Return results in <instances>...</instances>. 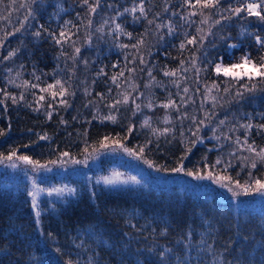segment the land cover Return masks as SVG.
I'll use <instances>...</instances> for the list:
<instances>
[{
  "label": "trees",
  "instance_id": "obj_1",
  "mask_svg": "<svg viewBox=\"0 0 264 264\" xmlns=\"http://www.w3.org/2000/svg\"><path fill=\"white\" fill-rule=\"evenodd\" d=\"M114 2L115 0H101L96 12L90 13L83 0H0V17L8 16L13 20L10 21L13 30L20 29L25 22V37L17 35L14 41H10L8 51L15 52L11 59L18 62L19 55H23V68L34 64L42 72L50 73L55 68L58 56H62L59 55L60 45L52 39L59 27L49 21L50 10L55 4L62 3L65 9H74L64 17L74 21L75 15L80 16L81 21L76 23V27H79L76 37L83 46L88 21L94 17L97 19L100 14H106L107 7L112 10ZM89 4H94V0H89ZM246 4V0H219V4L212 10L204 8L207 22L201 26L200 37L208 40L210 56L213 55L216 61H220L222 57L227 64L235 62L245 54L250 55L254 62L264 57V49L255 43L256 35L264 37V23L244 21L234 14L235 8H243ZM166 5L174 12L184 7L181 0H144L147 19L133 29L136 40L146 41L145 24L148 20L157 21ZM12 7L11 12H8ZM30 11L31 16L28 15ZM217 11L222 13L217 14ZM140 27L142 28L139 29ZM36 30L40 32L38 43L32 40ZM205 31L207 38L204 37ZM240 34L242 39H238ZM229 44H236L238 47L232 48L227 57L225 53ZM154 51L156 54L151 61L158 66L174 69L179 65V57L173 55L170 47ZM62 52L64 55L60 59L66 62L67 69L73 74V68L68 64V48ZM186 54L184 52L180 59ZM90 55L91 51H87L86 57ZM6 56L0 55V129L5 132L4 136H0V153L8 155L15 150L18 156H28L43 164L57 162L63 157L80 162L75 163L72 170L68 168L62 176L58 177L55 173V177L52 175L39 183L47 186L51 183L62 185L65 182L74 190L67 197H42L39 217L31 207L28 193L32 183L28 174L21 168H0V264H31V252L41 257L43 264H78L67 251L76 231L92 226L104 229L115 239L114 242L120 241L128 246L132 242L143 243V234L124 226L118 213L131 209L166 215L170 220L167 230L169 238L187 229L191 222L198 220L200 214L216 224L213 247L221 253L222 264H237V261L239 264H248L253 247L264 240L263 203L235 207L231 202L218 200L213 190L201 189L192 182L177 178L154 179L151 169L160 168L164 174H169L173 168L182 166L185 171L196 173L220 158L233 166L230 176L243 183L248 179L249 171L254 178L264 180V170L260 166L248 170L251 159L245 161L242 159L245 154L225 150L221 146L220 148L207 135L198 133L199 141L193 135L183 145L179 124L174 125L171 133L152 136L141 128L139 122L142 121V111L141 108L136 110L138 102L133 103L134 97L129 98L126 106H115V123L100 122L94 118L93 110L98 100L96 93L106 87L103 83H98L93 94L89 95L78 86V81L75 80L78 76L72 80V91L65 99L67 106L56 109L51 118L43 112L35 111L26 102L14 104L12 99L5 98L8 91L5 89L2 73ZM115 60L112 56L106 58L107 68L112 69L116 64ZM142 86L141 81L140 89ZM256 104L264 106V94L256 100ZM61 120L65 123H61ZM129 128L132 129L131 132ZM44 135L48 139L41 140L40 137ZM105 137H108L105 143L111 145L102 149L100 141ZM253 137L257 147L264 146L261 139L255 135ZM201 140H204L202 144ZM116 141L126 147H144L142 159L137 162L122 157L113 145ZM64 152L69 155L63 156ZM145 160L153 167H149ZM83 162L87 164L79 167ZM242 166L247 168L241 177H237ZM113 173H120L121 180L135 177L138 183H97L99 178L111 177ZM261 249L264 251V247L261 246ZM105 254L110 262L115 261L114 257ZM253 263L264 264V253L257 255Z\"/></svg>",
  "mask_w": 264,
  "mask_h": 264
},
{
  "label": "rangeland",
  "instance_id": "obj_2",
  "mask_svg": "<svg viewBox=\"0 0 264 264\" xmlns=\"http://www.w3.org/2000/svg\"><path fill=\"white\" fill-rule=\"evenodd\" d=\"M246 1L247 3L251 2V0ZM181 2L184 6L182 10L178 8L174 12L166 5L165 9L167 11L164 10L157 21H154L151 25L148 23L145 24L144 38H146V41H143L142 39L136 40L134 38L133 29L140 26L144 18L140 17L139 11L136 13L124 11L126 8L131 9L139 5L141 0H115V6L112 7V10L107 7L105 8L107 11L106 14H100L97 19L94 17L89 20L91 21L90 25L88 21L83 46L80 42L78 43L80 40L76 37L79 29V27H76V23L81 21V19L79 20L80 16L75 15L74 21L68 17H64L66 14L69 15L72 13L74 9L71 7L65 9L62 3L55 4V7L50 10L49 14V21H51L52 25H58L59 27L55 36L59 38V33L62 29L70 36V39L66 43L60 44L59 55L61 54L62 56H58L55 68L50 73L42 72L34 64H30L28 68H23V55H19L18 62H15L11 59L15 56L14 54L10 58L5 59L2 73L5 89L10 96L16 97L17 103L23 104L26 102L34 110L39 108L38 111H35L43 112L48 116V112H51L53 115L56 109L65 106L60 101L62 99L65 100L68 94L64 97L57 95L53 98L50 93H42L40 88H45L49 84H55L56 80H61L68 88L69 93L72 91V80L78 76L75 80L78 81L80 89L92 95L98 83H103L106 88L96 93L98 100L95 102L96 106H94L93 110V116L98 121L101 122L102 118L108 115H114L116 117L113 111L115 107L111 106H116L117 100L121 102L119 103L121 105H128V102L127 104L123 103L124 96L127 95L128 100L134 97L133 100L135 102L137 101V104L140 105L142 121L139 123L141 124L142 130L149 132L152 136L155 137L156 135L153 134L151 128H156L157 130L170 129L169 132L171 133L174 131V125L179 124L181 127L179 133L182 137V144L184 145L199 127L200 130L198 133L200 135H207L209 140L216 142L219 147H223L222 149L235 150L245 154L246 156L244 157H248V160L253 159L255 157L252 154L246 150H242L244 148L245 129L241 125L248 123L254 125L253 128L247 130L248 143L255 145L253 135L264 142V130H259L255 127L256 125L264 124V106L256 104V100L264 94V83H260V77H255L252 83L256 84V90L250 92L242 87L243 84L248 83L246 79L238 83L229 84L226 83V80H230V78L217 76L214 72V64L219 61H216L213 55V57L210 56V49H208L210 43L208 40L200 37L201 26L206 25L203 23L207 22V15L203 12L204 8L199 6L191 8L185 3V0H181ZM195 2L196 0H189V3L195 4ZM256 2H259V0H256ZM86 6L88 7V5ZM12 9L13 7L9 8L8 12H11ZM193 11H196L197 15L190 16L189 13ZM200 12H203L204 15H200ZM173 13H176V15H173ZM218 13L222 12L217 11ZM134 16L139 17V19L134 20ZM181 17H184V19ZM236 17L244 21H259L255 16H248L246 9L239 15H236ZM10 21L13 20L8 16L0 17V55L6 54V57H9L10 52H14L13 50L8 51L10 41H14L17 35L25 37V22L19 31H17L13 30V25L10 26ZM66 21L69 22L67 25L65 23ZM117 24L121 26L123 32L115 30ZM156 24L165 26L157 29ZM169 24L174 29L171 34L168 33L167 25ZM101 27L103 31L98 32L97 28ZM54 29L55 27H53ZM36 31L32 35V40L38 43V37L35 35ZM129 33L131 35H128ZM207 36L208 34L205 31L204 37L207 38ZM193 38L196 39V43L188 44L187 40ZM238 39H242V34L239 35ZM73 41L75 42L74 45ZM181 43L185 45L183 49L180 47ZM121 45H128V47H121ZM142 46L143 49L141 48ZM166 46L170 47L172 52H174L173 55H178L179 57V65L174 69L158 66L156 62L151 61L152 57L156 54L154 50L158 48L162 49ZM75 47H79L84 53L80 51L78 55L75 54ZM66 48L69 50L68 64L73 68V74L67 69L66 62L62 58L60 59L64 55L62 51ZM231 50L232 48L227 46L225 53L227 57L231 53ZM87 51H91L90 57H86ZM184 52H187V54L185 56L183 55V59H180ZM74 55L76 59H70ZM111 56L116 59V64H114L115 67L113 65L112 69H109L106 66V58ZM141 60L144 63H141ZM181 61L184 62L183 66H181ZM209 61L212 63L210 64ZM101 69H103V74L100 72ZM197 69H202L199 71V74H197ZM149 70L151 71V77L148 74ZM121 71L124 73L123 76L119 75ZM165 71H175L176 75L165 76ZM113 76L117 77L115 83L112 80ZM36 77H39V80ZM25 81L29 85L37 84L39 87L25 88L23 87ZM141 81L143 82V86L140 89L139 82ZM213 83L217 85V88H212ZM177 84L179 87H177ZM16 85L21 86L17 87ZM146 85L148 87H145ZM185 87L189 89L186 94L183 92ZM226 87L228 88L227 92L224 90ZM209 88L211 92L206 91ZM53 90L59 91L58 88ZM237 91L242 93V95L237 96ZM21 93H23V99L20 98ZM41 95L45 96V100L38 103V97ZM181 96L185 97L183 103H181ZM213 97L215 99H212ZM169 98L179 106V112L176 109H168L167 114L170 122L165 124L163 118L166 110L160 107V105L167 103ZM149 102L152 103L151 109L147 107ZM49 103L52 104L51 108L48 107ZM181 116L186 118L181 119ZM145 118L150 119L151 128L142 126ZM200 121H204V124L201 125L199 123ZM221 121H224V123L221 124ZM103 123L113 122L104 119ZM237 137L241 141L239 146L236 144ZM201 141L200 144L204 142V140ZM117 143L120 144V142L116 141L113 145L122 157L130 158L137 162L142 159L144 152L140 153L139 151L142 146L135 145L134 147H127L136 153V155H130L124 152L122 147H116ZM227 143H231L232 145L229 146ZM107 145L111 144L107 143ZM123 147L126 146L123 145ZM259 148L261 147H257V150ZM219 160H221L220 164H216V161L212 164L216 165L215 169L211 165L205 167L203 171L196 173L206 176L209 174L212 176H230L233 166L228 167V163L223 162L220 158ZM12 162L16 163V168H21L24 170V173L28 174L29 180L32 183V192H36L37 189L45 190L44 192L37 193L36 209L33 208L32 197H30L31 207L35 214L36 211H39L42 197H49L47 194L48 190L53 188H69L65 182L62 185L51 183L47 186L39 185V183H43L45 179L52 177V175L55 177V173L60 177L68 168L72 170L73 165L76 166L77 164L72 159L63 157L55 163H38L46 167L34 169L32 165L21 163L13 158V161L0 163V168L8 167L7 165ZM86 164V162H83V164L78 166L83 167ZM259 166L264 170V163H257V167ZM248 167V170H253L250 168V164ZM246 168V166H242L237 172L239 173L237 177H241ZM151 174L154 179H183L200 186L201 189L213 190L218 200L231 202L235 207L253 204L255 202L264 204V196L262 195L255 192L251 195H244L240 189H236L241 194L234 197L226 188H221L218 184L213 183L212 179H194L191 176L184 175L183 172L164 174L161 170L157 171L156 167L151 169ZM247 178H249V175H247ZM51 196L67 197L68 193L63 195L53 193ZM118 213L124 226L143 234L144 242H132L128 246L120 241L114 242L115 239L112 236L97 226L79 229L76 231L67 251L74 257L75 262L78 264H180L182 261L183 264H214V261L219 258L223 263L221 253L217 252L213 247L216 224L200 214L198 215V220L191 222L187 229L169 238L167 236V230L170 225V220L166 215L146 213L133 209L118 211ZM201 241H204V243H201ZM208 245H212L211 251L208 250ZM165 249L169 251L166 253L165 258L162 259L160 253L165 251ZM105 253L114 257L115 261L113 263L110 262V259ZM262 253L264 251L261 249L260 243L257 242L253 247L251 256L248 257V264H254L253 262H255L256 256ZM30 254L29 262L31 264H43L41 257L37 256L34 252Z\"/></svg>",
  "mask_w": 264,
  "mask_h": 264
},
{
  "label": "snow or ice",
  "instance_id": "obj_3",
  "mask_svg": "<svg viewBox=\"0 0 264 264\" xmlns=\"http://www.w3.org/2000/svg\"><path fill=\"white\" fill-rule=\"evenodd\" d=\"M100 2H101V0H94V4H89V0H83V3L85 5H88V10H89L90 13H95L96 12L97 8L100 6ZM185 3H187L188 6L191 7V8H196L197 6H199L201 8H214L216 5L219 4V0H196L195 4L189 3V0H185ZM21 6H23V5H21ZM245 9L247 11V15L248 16H250V17L255 16V17H257V19L261 23H264V0H259V2H256V0H251V2L247 3L243 8L242 7L235 8L234 9V14L239 15L242 11H245ZM124 11L125 12H131V13H136L137 11H139L140 17H143L144 19H147V13H146V9L143 6V0H141V3L139 5H136V6H134L131 9H127L126 8V9H124ZM165 11H167V9H165ZM199 14L202 15V16L204 15L203 12H200ZM28 15L31 16L32 12L30 11L28 13ZM173 15H176V13H173ZM189 15L190 16L197 15V12L193 11V12L189 13ZM181 18L184 19V17H181ZM135 19H139V17H135L134 16V20ZM202 22H204V21H202ZM65 23L67 25L69 22L66 21ZM153 23H154L153 20H148V24L151 25ZM217 23H219V21H217ZM90 24H91V21H89V25ZM164 26L165 25H162V24H156V28L157 29H159L161 27H164ZM167 28H168V33L169 34H171L174 31V29L171 26V24L167 25ZM115 30L118 31V32H123V29L121 28V26L119 24L116 25V29ZM17 31H19V29H17ZM97 31L98 32H102L103 28L102 27L101 28H97ZM198 31H199V29H198ZM35 35L37 37H39L40 36V32L37 31L35 33ZM128 35H131V34L129 33ZM249 35H252V34L249 33ZM52 39L54 40V42L57 45H60L62 43H66L70 39V36L66 33L65 30L62 29L60 31V33H59V38H57L55 35H52ZM187 43L188 44H194V43H196V39L195 38L189 39V40H187ZM255 43L257 45H259L262 49H264V37L256 35L255 36ZM74 44H75V42L73 41V45ZM184 46H185L184 43H181V45H180L181 49H183ZM121 47H128V45H121ZM228 47L234 49V48H237L238 45L229 44ZM80 51H81V49L79 47H75L74 48L75 54L78 55L80 53ZM14 54H15L14 52H10L9 53V57H6L5 59L10 58ZM72 59L75 60L76 56L74 55L72 57ZM141 63H144V61L141 60ZM183 63L184 62L181 61V66H183ZM209 63L211 64L212 62L209 61ZM193 66H195V65H193ZM114 67H115V65H114ZM201 70L202 69H197V74H199V71H201ZM203 70H206V69H203ZM130 71H132V70H130ZM185 71H187V69H185ZM100 72H101V74H103V69H101ZM214 72H215V74L217 76H223L225 78H230V80H226V83H229V84L238 83L241 80L246 79L248 81V83L243 84L242 87H244L245 90L250 91V92L251 91H255L256 90V84L252 83V81H253V79L255 77H260L261 78L260 83H264V57H261L258 62H254L250 55L245 54V55H242L238 61L229 62L227 64H225L223 62V58L221 57L220 61L216 62L214 64ZM148 74L151 77V71L150 70H149ZM119 75L123 76L124 75L123 71H121L119 73ZM164 75L165 76H175L176 72L175 71H172V72L165 71ZM36 79L39 80V77H36ZM112 80L115 83L116 80H117V77L113 76ZM16 86L20 87L21 85H16ZM23 87H25V88H27V87L37 88V87H39V85H37V84L29 85L28 82L25 81L24 84H23ZM117 87H119V85H117ZM145 87H148V85H146ZM177 87H179L178 84H177ZM56 88L59 89L58 92L53 90V89H56ZM212 88H217V85L215 83H213ZM224 90L227 92L228 88L226 87ZM40 91L42 93H50V95L53 98H55L57 95H59L60 97H64L65 95L70 94V93H68V88L65 86L64 83L61 82V80H56L55 84H49L45 88H40ZM188 91H189V89L187 87H185L183 89V92L185 94L188 93ZM206 91L207 92H211V89L210 88L206 89ZM241 95H242V93L237 91V96H241ZM5 98L6 99H8V98L12 99V102L14 104L17 103L16 97L10 96L8 93H5ZM20 98L23 99V93H21V97ZM212 99H215V97H213ZM44 100H45V96L41 95V96L38 97V103L40 101H44ZM184 100H185V97L181 96V103H183ZM127 102H128V96L125 95L123 103L127 104ZM60 103L62 105L67 106L68 102H67V100L62 99L60 101ZM119 103H121V102L119 100H117V104H119ZM133 103H135V100H133ZM48 107L51 108L52 104L49 103ZM111 107H115V105H113ZM147 107H149L151 109L152 103L149 102ZM160 107H163L166 110V114H165V116L163 118V122L165 124L170 122L169 121V116L167 114V110L168 109H170V108L176 109L179 112V106L176 105L171 100V98L168 99L167 103H164V104L160 105ZM139 108H140V105L136 104V110H138ZM35 110L38 111L39 108H37ZM47 115H48L49 118H51L52 113L48 112ZM184 118H186V117L181 116V119H184ZM104 119L112 121L113 123L116 122V117L114 115H108L106 117H103L101 122H103ZM193 120L195 122L194 118H193ZM61 123H65V121L61 120ZM199 123L201 125H203L204 121H200ZM220 123L223 124L224 121H221ZM142 126L151 128L150 119L149 118H145V120L143 121V125ZM241 127L243 129H245V138H244V142H243L244 148L242 150L248 151L250 154H252L255 157V158L251 159V161H250V168L251 169H255L257 167V163H264V147H261V148H259V150H257V147L253 143H248V131L247 130H249V129L254 127V125L252 123L241 125ZM255 127H257L259 130H264V124L256 125ZM199 130L200 129L198 127L196 133H193L194 135H196V138H197L198 141L200 140V137L198 135ZM131 131H132V129L129 128V132H131ZM151 131L153 132L154 135L159 137L160 135H165L167 132L170 131V129L157 130L156 128H151ZM4 135H5L4 130L0 129V136H4ZM40 139L44 140V139H48V137H47V135H44V136H41ZM226 139H227V137H226ZM107 140H108V137H105L104 140L100 141V145H101L102 149L108 147V145L105 143V141H107ZM236 144L238 146L241 144V141H240L239 137H237ZM116 147H122L124 152L129 153L130 155H136V153L133 152L131 149H129L127 147H123V145H121L119 143L116 144ZM85 151H87V149H85ZM139 151H140V153H143L144 152V147H141L139 149ZM188 151L190 152L191 148H189ZM62 155L63 156H68L69 153L68 152H64V153H62ZM232 155H235V153H232ZM13 158H15V160L20 161L21 163L32 165L34 169L41 168V167H46L44 165H39L38 162L33 161L28 156H24V155H19L18 156L16 154L15 150L11 151L8 155H4V154L0 153V163H3L4 161H13ZM181 159H183V157ZM242 159L247 161L249 158L248 157H242ZM73 162L74 163H79L80 161H73ZM51 163H55V161H52ZM145 163H148L149 167H153V165L151 163H149L147 160H145ZM220 163H221V160L218 159L216 161V164H220ZM7 166L11 167L13 169L17 167L15 162H12V163L8 164ZM215 166L216 165H212L211 167L213 169H215ZM231 166H232L231 164L228 165V167H231ZM156 170L160 171V168H156ZM171 171L172 172H177V173L183 172L184 175L191 176L194 179H200V180L212 179L213 183L218 184V186L221 187V188H226L227 191L231 192L234 197L239 195V194H241V192L244 195H251L253 192H255V193L259 194V195L264 196V180L254 178L253 177V173L251 171H249V178L247 180H245L243 184H241L239 182V180H234L233 177H231V176H227V175H225V176H219V175L212 176L211 174L206 176V175H200L199 173H195L194 174L192 171H185L182 166L175 167ZM225 171H226V169H225ZM237 176H239V173H237ZM120 177H121L120 173H113V175L111 177L105 176V177L99 178L97 180V183H103L105 185H114L116 183L125 184V183H128V182L138 183V181H136L135 177H131V178H129V180H121ZM33 187H35V185H33ZM236 189H240L241 192H237ZM44 191H45L44 189H37L36 192L30 191L28 193V195L30 197H32V205H33L34 209H36V207H37V202H36L37 193L38 192H44ZM73 192H74V190L71 189V188H53V189L48 190L47 194L49 196H51L53 193H55L57 195H63L65 193L72 194ZM39 215H40V212L36 211V216L39 217ZM201 243H204V241H201ZM260 243H261V246L264 247V240H262ZM207 248H208L209 251H211L212 250V245H208ZM168 251H169L168 249H165V251L160 253L162 259L165 258V255H166V253ZM180 264H183V262L181 261ZM214 264H222V261L219 258H217L216 261H214ZM237 264H239V261H237Z\"/></svg>",
  "mask_w": 264,
  "mask_h": 264
}]
</instances>
